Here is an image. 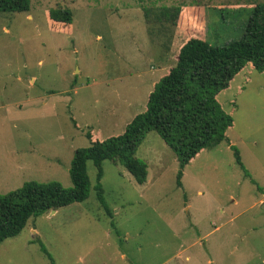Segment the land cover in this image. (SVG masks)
I'll return each mask as SVG.
<instances>
[{
    "label": "rangeland",
    "instance_id": "obj_1",
    "mask_svg": "<svg viewBox=\"0 0 264 264\" xmlns=\"http://www.w3.org/2000/svg\"><path fill=\"white\" fill-rule=\"evenodd\" d=\"M259 3L30 0L27 13H0V195L30 182L70 189L88 133L120 135L145 111L184 43L171 24H148L145 10L152 20L165 7L204 4L208 42L223 46L242 38ZM57 8L71 11L70 26L49 19ZM216 99L233 119L231 146L200 152L180 185L175 154L150 131L135 153L144 184L105 160L102 205L88 162L87 199L29 221L0 244V264H264V72L246 65Z\"/></svg>",
    "mask_w": 264,
    "mask_h": 264
},
{
    "label": "trees",
    "instance_id": "obj_2",
    "mask_svg": "<svg viewBox=\"0 0 264 264\" xmlns=\"http://www.w3.org/2000/svg\"><path fill=\"white\" fill-rule=\"evenodd\" d=\"M189 7L195 9V14ZM189 7L186 10L173 6L162 8L152 20H149L150 14L155 11L145 10L148 24L169 23L184 39L175 65L149 93L145 111L134 116L122 134L98 140L91 139L88 133L90 145L73 154L69 170L70 189L59 183L30 182L0 195V244L18 236L29 221L43 214L84 202L90 186L88 162L97 170V197L102 205L99 182L105 160L122 165L138 185L144 184L147 165L135 158V153L150 131L156 132L175 154L179 163L178 185L183 169L200 152L222 142L231 146L226 131L232 126L233 119L221 109L216 97L246 65H251L259 73L264 72V3L250 9L242 38L223 46L208 42L206 15L209 7L204 4ZM219 9L224 20L225 13L221 11L224 8ZM29 10L30 0H0V13H27ZM48 17L54 23L72 24V13L67 8L52 9ZM231 148L237 165L242 167L239 152Z\"/></svg>",
    "mask_w": 264,
    "mask_h": 264
},
{
    "label": "crops",
    "instance_id": "obj_3",
    "mask_svg": "<svg viewBox=\"0 0 264 264\" xmlns=\"http://www.w3.org/2000/svg\"><path fill=\"white\" fill-rule=\"evenodd\" d=\"M187 7H189V6H187ZM187 7H184V8H182L183 10H186L185 8H187ZM189 9L190 10H193V7H189ZM195 10V9H194ZM194 10H193V13H194ZM195 14V13H194ZM261 201V200H260Z\"/></svg>",
    "mask_w": 264,
    "mask_h": 264
},
{
    "label": "water",
    "instance_id": "obj_4",
    "mask_svg": "<svg viewBox=\"0 0 264 264\" xmlns=\"http://www.w3.org/2000/svg\"><path fill=\"white\" fill-rule=\"evenodd\" d=\"M261 208H262L263 211H264V202L262 203ZM52 213H55V211H52Z\"/></svg>",
    "mask_w": 264,
    "mask_h": 264
}]
</instances>
